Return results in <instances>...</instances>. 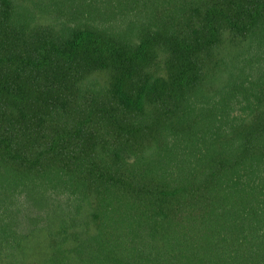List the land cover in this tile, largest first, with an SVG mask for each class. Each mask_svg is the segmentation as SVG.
Returning a JSON list of instances; mask_svg holds the SVG:
<instances>
[{
  "label": "trees",
  "instance_id": "1",
  "mask_svg": "<svg viewBox=\"0 0 264 264\" xmlns=\"http://www.w3.org/2000/svg\"><path fill=\"white\" fill-rule=\"evenodd\" d=\"M0 264H264V0H0Z\"/></svg>",
  "mask_w": 264,
  "mask_h": 264
}]
</instances>
